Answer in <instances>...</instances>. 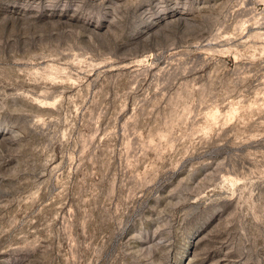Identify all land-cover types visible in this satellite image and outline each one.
<instances>
[{"label": "rangeland", "instance_id": "obj_1", "mask_svg": "<svg viewBox=\"0 0 264 264\" xmlns=\"http://www.w3.org/2000/svg\"><path fill=\"white\" fill-rule=\"evenodd\" d=\"M0 264H264V0H0Z\"/></svg>", "mask_w": 264, "mask_h": 264}]
</instances>
